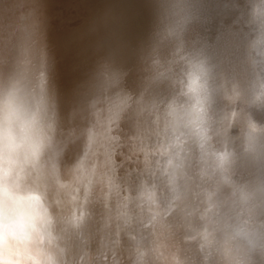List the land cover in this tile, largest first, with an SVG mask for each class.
Masks as SVG:
<instances>
[{
  "label": "clouds",
  "instance_id": "obj_1",
  "mask_svg": "<svg viewBox=\"0 0 264 264\" xmlns=\"http://www.w3.org/2000/svg\"><path fill=\"white\" fill-rule=\"evenodd\" d=\"M0 264H264V0H0Z\"/></svg>",
  "mask_w": 264,
  "mask_h": 264
}]
</instances>
